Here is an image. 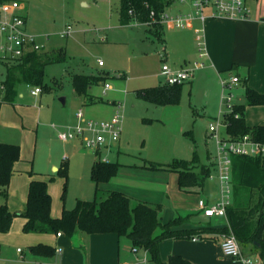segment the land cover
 Returning a JSON list of instances; mask_svg holds the SVG:
<instances>
[{
	"label": "rangeland",
	"instance_id": "1",
	"mask_svg": "<svg viewBox=\"0 0 264 264\" xmlns=\"http://www.w3.org/2000/svg\"><path fill=\"white\" fill-rule=\"evenodd\" d=\"M19 2L26 18L27 33L34 36L39 45L53 49L55 54L52 56H55L56 52L61 53L58 54L61 60L45 66L44 83L48 90L40 95L45 106L44 122L39 125L37 132L32 135V131H27L25 139L20 129L9 130L3 127L2 136L20 144L28 141L30 151L28 146L27 153H33L34 148L36 149L34 169L54 177L49 183L52 191L55 188L54 205L62 208V204H65L66 208L72 209L76 206L77 198L90 200L96 195V186L90 176V162L96 149L85 147L80 138L69 140L66 145L59 137V132L77 122V112L82 108L88 120L106 121L117 113L123 116L121 138L110 152L101 147L102 158L126 163L145 160L169 163L175 158L192 159L194 151L197 150L204 163L213 162L210 176L202 187L195 190L181 189L176 177L170 180L169 196L165 197L160 206L162 220H170L177 212L193 220H200L202 215L197 210L199 199L207 198L209 200L207 202L213 204L221 195L218 143L209 130L210 121H214L213 118L216 120V117L222 118L230 111L232 104L243 103L246 107L253 106L251 108L254 110H251V116L247 121L254 125V122L264 120V105L247 103L243 82H240L238 87H226L223 93H220V97L214 94H211L212 97L210 94L206 95L205 91L196 90L187 82L182 85L178 103L165 105L151 103L138 97L136 91L160 84L161 69L166 62L161 59L165 43L156 39L147 30L149 26L145 23L122 25L120 0H19ZM69 27L73 30L72 34L62 37L61 33ZM49 52L52 53L50 50ZM99 59L103 61L101 66L98 63ZM3 62L13 63L15 59L0 55V96L5 75ZM99 72L106 74L105 82L109 83L111 88L104 90L103 84L93 85L91 92L101 98L93 103L83 97L79 98L73 87V75ZM16 75L17 72L14 77ZM22 84L24 103L33 105L36 100H33L30 88L26 87L22 78L17 80L18 86ZM229 93L230 105L226 102L221 103L222 94L224 97ZM62 97L65 98V103L62 102ZM35 111L37 110L34 107L30 109V113ZM220 126L218 132L224 128ZM187 131H191L193 137L185 134ZM87 136H90V133H87ZM49 158L55 162L58 170L50 167ZM26 182V175L16 174L14 183L17 187ZM64 188L66 193L63 201L61 196ZM106 195L101 189L100 199ZM3 199L5 197L0 195V202ZM211 220L214 228L220 229L225 225L223 218ZM21 230L22 216L17 214L14 216L10 231L0 232V264L4 262L5 257L18 256V247L25 252L23 257L26 261L44 260L30 252V248L24 242L26 235ZM198 239H209L214 242L217 238ZM121 241L119 264H142L140 262L144 258L147 259L146 264H161L153 260L144 248L139 247L137 252L133 251L129 239L121 237ZM241 249L243 253L246 251L242 247ZM210 250L214 254L212 246ZM246 253L258 255L256 251ZM161 260H164L162 253Z\"/></svg>",
	"mask_w": 264,
	"mask_h": 264
},
{
	"label": "trees",
	"instance_id": "2",
	"mask_svg": "<svg viewBox=\"0 0 264 264\" xmlns=\"http://www.w3.org/2000/svg\"><path fill=\"white\" fill-rule=\"evenodd\" d=\"M178 0H120V22L128 25L132 22L147 23L152 20L151 11L155 12L156 21L149 30L157 38H161L163 25L159 22V15ZM52 51V50H51ZM54 51L34 52L15 59L13 63H5L6 76L4 79V96L0 100V110L4 102H12L16 97L17 71L35 86L44 83L45 66L51 62L61 60V56ZM55 54V53H54ZM106 75L81 74L73 75V87L76 93L86 101L93 103L101 98L93 95L90 87L102 83ZM183 84H162L142 88L136 95L151 103L165 105L180 101ZM249 105H264V93L258 92L249 85L245 90ZM245 104H236L229 113L224 115L226 124V139L237 140L246 134L253 139L264 142V124L249 126L246 122ZM185 134L192 136L191 131ZM193 137V136H192ZM97 158L91 168V178L96 184L95 198L91 200L79 199L72 209H64L60 217L51 215V194L48 181L32 179L29 187L28 200L22 212H12L5 202L0 205V232L11 229L15 215L26 218L23 225L24 232L66 233L76 232L107 233L114 232L120 237H127L133 248H144L150 257L161 264H196L182 255H170L166 261L161 260L160 244L166 239L183 238H216L217 234H235L241 247L249 252H258L264 264V156L234 155L232 156L233 202L227 208L229 225L214 228L211 223H204L194 227H182L188 216L178 215L168 221L160 216V204L139 201L133 204L131 197L120 190H108L105 198L100 199L99 185L109 181L119 170L120 163L104 161L96 153ZM21 149L18 144L0 141V194L8 198V187L15 171L14 165L20 159ZM213 162L204 163L198 151H194L192 159H173L169 163L145 160L143 167L150 169H167L178 173V183L183 190L202 187L210 176ZM31 176L34 175L30 171ZM67 177V176H66ZM35 254L51 256L55 248L37 244L30 247Z\"/></svg>",
	"mask_w": 264,
	"mask_h": 264
},
{
	"label": "crops",
	"instance_id": "3",
	"mask_svg": "<svg viewBox=\"0 0 264 264\" xmlns=\"http://www.w3.org/2000/svg\"><path fill=\"white\" fill-rule=\"evenodd\" d=\"M19 1V0H18ZM247 3L251 9L250 19L240 20V19H230V18H217L208 19L205 23V30L203 32H198L203 24L199 18L194 14L195 10L192 5L188 2L175 1L170 7L167 8V12L171 15H177L179 13H192L193 18L190 19L186 26L176 27L169 23H163V31L161 33V38H157L152 32L151 34L164 44V54L161 59H164L169 63L170 66L174 68H181L185 66H190L194 61L199 60L198 43L200 40H205L207 44V49L209 52V58H204L206 66L199 68L195 71L193 77L188 81L193 88L201 89L205 91L206 95L214 94L220 97V93L225 90L226 86L231 77L238 76L239 82L235 84L238 87L240 82L244 83V87L249 85L258 92L264 93V0H247ZM21 13L22 10L20 9ZM25 16V15H24ZM133 23L140 22H132ZM152 27L149 26L147 30ZM167 30V31H166ZM72 34V33H71ZM53 51L51 48H46L42 51ZM38 51V52H42ZM34 53L29 52L27 54ZM26 54V55H27ZM168 61V62H167ZM4 63V62H3ZM5 65V63H4ZM101 66V65H100ZM15 77L16 79V97L12 102H4L0 110V141L6 143L18 144L21 149L20 159L15 162L11 183L8 187V198L3 199L0 205L7 203L9 209L12 212L20 213L24 210L25 205L28 200L29 187L32 179H43L48 181V190L51 194V215L58 218L62 215L63 210L66 208L65 204H62V208H58L54 205V192L51 190L49 183L54 180V177H49L41 171L34 169L33 164L35 162V148L34 152L27 153V148L30 143L28 141L25 144H20L18 142H11L9 138H5L2 133L3 127H7L9 130L11 128L20 129L26 139L25 133L32 131V135L37 132L40 124L44 122L43 109L44 103L43 98L40 97L46 90L41 87L42 91L39 94H33L32 90L35 88L27 79L23 78L21 73H18ZM101 73V72H99ZM84 74V73H81ZM94 74V73H93ZM89 74V75H93ZM98 74V73H97ZM106 75L105 73H101ZM6 76V66L5 75ZM120 77V75H117ZM20 78L26 83V87L30 88V94L33 96V100L36 102L33 105L24 103V94L21 91L23 84L17 85V80ZM106 81V80H105ZM99 83V85H105L106 82ZM159 85L167 84L166 76L161 69V78L159 79ZM187 83V82H186ZM4 80L1 84V96L0 100L4 96ZM158 86V85H157ZM153 87V86H151ZM111 88V87H110ZM148 88V87H147ZM105 89V87H104ZM109 89V88H108ZM75 90V89H74ZM92 86L90 87V91ZM107 90V89H105ZM76 92V91H75ZM92 93V92H91ZM93 94V93H92ZM94 95V94H93ZM64 98V97H62ZM61 98V99H62ZM79 98H81L79 96ZM220 99L221 103H224L223 94ZM65 103V98L64 101ZM242 104V103H239ZM236 104H233V106ZM34 107L37 111L35 113H30V109ZM253 106L246 107L245 116L246 122L249 126H255L258 124H264L263 121L254 122L249 124L247 118L251 116V108ZM263 107V106H261ZM264 108V107H263ZM264 110V109H263ZM84 111V110H83ZM229 113V111L227 112ZM85 115V114H84ZM225 115V114H224ZM224 115L222 116L223 130L219 131L221 137H227L226 124L224 123ZM215 117V116H213ZM86 118V117H85ZM219 117H216V119ZM215 120V118H213ZM213 121V120H212ZM210 121V123L212 122ZM209 123V124H210ZM122 134V133H121ZM38 137V133H37ZM121 138V137H120ZM83 142V139L80 138ZM120 140V139H119ZM67 141L65 144L67 145ZM114 144L110 147H105L108 152L112 150ZM35 147V143H34ZM101 149L97 150L99 152V157L102 158ZM97 151H95L94 158L90 162V176L91 168L96 161ZM209 156V155H208ZM207 158V157H206ZM209 158V157H208ZM67 161L66 159H64ZM105 161V160H104ZM108 161H110L108 159ZM50 167L55 170L59 168L53 162L51 158L48 159ZM120 163L119 170L115 176H113L109 181L101 183L99 185L100 189L104 191L108 190H120L128 194L133 202L146 201L149 203L163 204L165 197H168V191L171 186L169 181L173 180L174 177L178 178V173L170 172L172 170L167 169H150L143 167V162L136 163ZM66 163V162H65ZM216 165V161H215ZM30 171L34 172V175L29 174ZM16 174L26 175V183L17 187L14 183V178ZM176 174V175H175ZM68 178V177H67ZM67 180V179H66ZM67 182V181H66ZM94 182V181H93ZM96 186V184H95ZM53 187V186H52ZM198 188V187H197ZM62 194V200L65 199L66 188H64ZM193 188L192 190H195ZM2 195V194H0ZM203 198V197H201ZM234 198V195H233ZM232 198V200H233ZM87 200L83 198H77ZM89 200V199H88ZM91 200V199H90ZM76 201V204H77ZM206 201H209L206 198ZM233 202V201H232ZM71 209V208H66ZM200 213V212H199ZM201 214V213H200ZM180 215L178 212L173 218ZM202 215V214H201ZM22 216V215H19ZM182 216V215H181ZM189 217V216H188ZM171 218V219H173ZM201 219L205 218L203 215ZM212 218H222V217H212ZM212 218H207L203 220H193L189 217L186 223L182 224V227H194L204 223H211ZM209 219V220H208ZM224 219V218H223ZM225 225L226 224V219ZM163 221H168L167 219ZM26 222V218L22 216V233L26 235V240L28 247L33 245L45 244L55 248L54 254L51 256L36 254L42 257L44 260L40 261H26L23 257V249L17 248L18 256L5 257L2 264H119L121 260V237L114 232L107 233H92L87 234L85 232H79V246L75 245L73 238L66 233H46V232H24L23 225ZM13 224V223H12ZM12 227V226H11ZM10 231V230H9ZM8 231V232H9ZM3 233V232H1ZM7 233V232H4ZM127 238V237H125ZM216 240L214 242L209 241V239L199 240L198 238H183V239H166L160 244V252L163 256V261H166L170 255H182L183 257L191 260L196 264H244L241 260L234 259L230 256L225 255L221 249V241L223 239V234H217ZM129 239V238H127ZM210 246L213 247L214 254L210 250ZM20 249V250H19ZM60 249L61 251H57ZM31 253H33L30 250ZM137 252V251H136ZM1 253V249H0ZM246 255H249L244 251ZM22 254V255H20ZM35 254V253H33ZM22 256V258H21ZM167 257V258H165ZM146 259V258H144ZM143 259V260H144ZM142 260V261H143ZM141 261V262H142ZM147 263V259H146Z\"/></svg>",
	"mask_w": 264,
	"mask_h": 264
},
{
	"label": "built area",
	"instance_id": "4",
	"mask_svg": "<svg viewBox=\"0 0 264 264\" xmlns=\"http://www.w3.org/2000/svg\"><path fill=\"white\" fill-rule=\"evenodd\" d=\"M178 1L188 2L194 8V14L203 24V26L198 29V32H203L205 30L204 23L208 19L224 17L247 20L250 19L251 16V9L247 0ZM20 9L21 4L18 0H0V55L4 58L17 59L29 52H38L46 49L44 45H39L37 43L34 36L27 33L26 18L24 14L21 13ZM194 14L179 13L177 15H171L165 10L160 13L159 22L162 25L163 23H169L176 27H183L193 18ZM151 18V21L145 23L148 26H152L153 22L156 21L154 11H151ZM72 31V28L69 27L61 33V36L67 37ZM198 52L199 60L194 61L190 66L174 68L164 63L162 71L166 76V83L169 85L186 83L193 77L197 69L206 66L204 58H209V52L205 40L199 41ZM98 63L99 65H103L101 59L98 60ZM239 80L238 76H233L225 86L227 88H232ZM104 87L108 89L110 88V84L106 82ZM41 91L42 89L40 86H35L32 93L36 95ZM223 99L224 102L230 105L231 93L226 94ZM232 108L233 104L230 106V111ZM122 121L123 116L119 113L106 121L88 120L85 118L83 109L80 108L77 112V122L59 132V137L64 141L82 138L85 147H94L97 151L103 146L110 147L112 144L119 141L122 132ZM221 124H223L221 118H217L209 124V130L218 143L221 195L213 204H209L206 199L200 198L197 204V210L205 218L222 217L226 219V224L228 226L227 208L233 201L232 156H264V142L253 139L250 134H246L237 140L225 139L221 137L218 132V127ZM87 133H90V136H87ZM104 160L108 161L107 158H104ZM58 234H61V232ZM221 249L225 255L241 260L244 264H263L259 255H246L243 253L237 237L230 230L227 233H223ZM57 251L60 252L61 250L57 249ZM133 251L136 252V248H133ZM140 263L146 264V259Z\"/></svg>",
	"mask_w": 264,
	"mask_h": 264
},
{
	"label": "water",
	"instance_id": "5",
	"mask_svg": "<svg viewBox=\"0 0 264 264\" xmlns=\"http://www.w3.org/2000/svg\"><path fill=\"white\" fill-rule=\"evenodd\" d=\"M62 101H64V98L61 99ZM71 237L73 238V241L75 242V245L77 244V246H79V239H77L79 237V232L74 233L73 235H71Z\"/></svg>",
	"mask_w": 264,
	"mask_h": 264
}]
</instances>
